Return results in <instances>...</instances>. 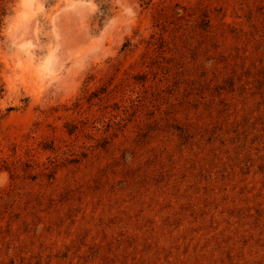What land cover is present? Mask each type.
Wrapping results in <instances>:
<instances>
[{
    "label": "rangeland",
    "instance_id": "rangeland-1",
    "mask_svg": "<svg viewBox=\"0 0 264 264\" xmlns=\"http://www.w3.org/2000/svg\"><path fill=\"white\" fill-rule=\"evenodd\" d=\"M1 11L0 264H264V0Z\"/></svg>",
    "mask_w": 264,
    "mask_h": 264
},
{
    "label": "trees",
    "instance_id": "trees-1",
    "mask_svg": "<svg viewBox=\"0 0 264 264\" xmlns=\"http://www.w3.org/2000/svg\"><path fill=\"white\" fill-rule=\"evenodd\" d=\"M4 14H5L4 11H1V12H0V22L2 21V17H3ZM205 16H206V15H205Z\"/></svg>",
    "mask_w": 264,
    "mask_h": 264
},
{
    "label": "snow or ice",
    "instance_id": "snow-or-ice-1",
    "mask_svg": "<svg viewBox=\"0 0 264 264\" xmlns=\"http://www.w3.org/2000/svg\"><path fill=\"white\" fill-rule=\"evenodd\" d=\"M26 2H30V0H26Z\"/></svg>",
    "mask_w": 264,
    "mask_h": 264
}]
</instances>
